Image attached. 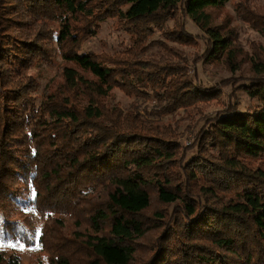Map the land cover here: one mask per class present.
Wrapping results in <instances>:
<instances>
[{
  "label": "trees",
  "instance_id": "1",
  "mask_svg": "<svg viewBox=\"0 0 264 264\" xmlns=\"http://www.w3.org/2000/svg\"><path fill=\"white\" fill-rule=\"evenodd\" d=\"M229 1L0 0V242L38 244L45 264H264V57L237 82L256 105L241 111L231 93L188 160L171 126L108 105L119 89L154 99L148 115L162 118L220 95L181 56L144 55L156 30L195 41L184 22L166 28L181 13L207 35L206 61L241 70L233 30L212 16ZM238 12L264 36L263 14ZM114 18L134 46L81 54ZM57 56L81 71L65 68L38 104L26 71ZM0 264L24 263L0 248Z\"/></svg>",
  "mask_w": 264,
  "mask_h": 264
},
{
  "label": "rangeland",
  "instance_id": "2",
  "mask_svg": "<svg viewBox=\"0 0 264 264\" xmlns=\"http://www.w3.org/2000/svg\"><path fill=\"white\" fill-rule=\"evenodd\" d=\"M243 5L255 14L264 16V0H230L223 8L212 11L215 25H225L233 30L235 41L242 51L244 63L241 70L232 72L220 60L206 61L207 35L197 27L189 18H183L178 14L175 19L168 21L166 28L173 30L176 21L186 24L187 30L193 36L195 41L192 43H178L177 41L168 40L162 31L156 30L148 41L149 46L145 57H151L160 60L161 57L167 56L170 60L178 62L181 58L183 63L186 62L189 67V79L199 80L206 88L220 87L221 93L211 96L204 102L189 109L180 110L174 114L162 118L150 117V112L154 106V99L144 100L136 97H129L123 91L115 89L111 92L108 105L111 107H120L123 111L128 112L137 107L139 112L146 119L153 120L159 125L171 126L177 134V143L185 150V155L192 158L196 151L193 148L195 138L204 125L206 118H211L215 113L224 111L229 103V96L234 93L241 111H248L250 107L256 105L248 94L240 91L237 82L243 84L250 75V58L258 56L264 57V36L261 31L262 20L256 17V21L251 24L246 18L243 19L238 9ZM250 18V16H248ZM54 27H56L54 25ZM136 39L129 33L125 27L121 26L118 18L108 19L101 24L97 36L88 38L82 45L81 54L93 52L97 55H115L125 52L134 46ZM67 69L81 71L71 62L64 61L57 56L52 63L38 62L30 67L26 74L31 76L36 82V90L33 92L37 103L54 91L63 83L62 72ZM233 84H236L234 90ZM195 139V140H194ZM0 248L16 252L24 264H45L46 254L41 247L36 244L33 247H26L20 243H2Z\"/></svg>",
  "mask_w": 264,
  "mask_h": 264
}]
</instances>
